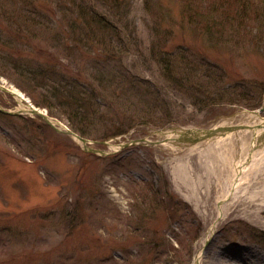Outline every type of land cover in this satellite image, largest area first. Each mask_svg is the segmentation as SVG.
Masks as SVG:
<instances>
[{
    "label": "rangeland",
    "instance_id": "1",
    "mask_svg": "<svg viewBox=\"0 0 264 264\" xmlns=\"http://www.w3.org/2000/svg\"><path fill=\"white\" fill-rule=\"evenodd\" d=\"M223 1L220 6L218 0H87L118 24L123 46L107 39L72 59L66 50L58 49L56 57L50 49L61 27L59 8L68 0H0V30L21 40L24 60L68 64L75 80L100 93V109L111 112L107 121L95 124L100 131L90 145L112 152L115 148L101 141H140L103 155L87 151L80 139L38 115L0 112V264H250L257 250L264 255V139L253 150L256 134L249 128L189 144L173 132L160 133L180 126L264 120V0H247L250 7L236 17L227 15L235 0ZM80 2L86 5V0ZM28 11L42 17L29 28L24 21ZM31 28L38 34L28 35ZM155 46L168 52L186 49L211 62L222 90L241 95L252 91L255 100L245 96L241 104L193 103V97L164 78ZM97 60L111 73L123 67L124 78H135L141 88L149 83L155 91L152 100L143 95L141 103L133 87L132 92H114L117 83L100 92L93 81L99 76ZM3 68L1 84L16 88L34 104L41 98L40 91H25L15 82L17 74ZM182 77L197 93L209 96L221 90L206 87L201 75ZM0 105L21 108L14 93L1 89ZM124 115L136 116L129 130L102 137L120 127ZM50 117L64 129L70 127L66 115ZM245 165L234 187L237 170ZM149 189L169 198V204L154 195L145 198ZM253 203L262 208H252Z\"/></svg>",
    "mask_w": 264,
    "mask_h": 264
},
{
    "label": "trees",
    "instance_id": "2",
    "mask_svg": "<svg viewBox=\"0 0 264 264\" xmlns=\"http://www.w3.org/2000/svg\"><path fill=\"white\" fill-rule=\"evenodd\" d=\"M77 1L78 0H68V3H63L62 7L59 8L62 11V15L60 17L61 27L57 29V31H55L56 33L53 36V48L48 47L55 51L54 55H56V57H59L57 54L58 49L68 51L69 54H65L67 55V57L72 59L75 56L71 55L79 54L85 56L87 51H90V49L94 47V44H102L104 42H107V39L112 42L117 40V43L120 46H123V43L121 41L123 40V34L121 33L122 30L120 27H118V24H113L106 17L99 14L94 6L90 5V2L89 4L87 3V0V6L84 5L83 2H80V4H78ZM219 1L220 6H223L224 1L218 0V2ZM249 4L250 1L247 2V0H235V9H233L232 13H229L227 15H233L235 17L238 15L241 16L247 10V8L250 7ZM79 5L82 7V9ZM19 9L21 11V7ZM6 11L7 10H5L4 13ZM28 12L29 13L27 14V16L29 18H25L24 21L27 23V27L29 28V25L32 26L33 23H37L35 21L42 19V17L35 15V12ZM19 20L21 21L20 17ZM11 24L14 26L12 22ZM23 27L19 29L23 31ZM28 30V35L30 34V32L35 35L38 34L37 29L31 28ZM5 35V32L0 30V53L3 52L2 55H0V66L2 68L4 67V71H6L7 74H17L19 80L17 79L15 80V82L18 83L19 81L20 87L25 89V91L27 90L31 94L36 90L41 92V98L36 99L35 101V104L37 106L47 108L49 110V114L52 116L62 118V115H66L67 118L71 120L70 127L74 131L83 136L97 139L98 137L96 138V136L93 135L94 133L99 132L100 129L98 127H94L97 126L95 124H97L99 120L107 121V117H109V113L111 112L103 111L102 109H100V106L104 105L101 103L102 101L97 100V98L100 96V93L98 91L92 92L88 90L86 82L75 80L74 76H71L70 74L68 64L64 65L63 63H59L57 60V62L55 63L49 62L47 64L39 63L38 60L36 62L24 60L19 52L20 45H24L20 44L21 40L19 38L17 39V37L7 38L5 37ZM22 41H24V39H22ZM155 45L160 47L159 43ZM154 49V53L156 52V61L161 66L164 78L170 81L175 87L193 97V103L200 105L206 104L208 106L212 104L222 103L236 104L240 103V98L241 100L246 98L245 96H247V98L255 100V96H253L252 91H250L251 94H249L247 93V90H245V92H242L241 95L222 90L219 86L220 84L217 83L218 81L215 80L217 79L216 76L218 75L219 71L215 72L213 70L214 65L211 64V62L194 58V56L188 50L180 49L177 50L178 52H168L163 51V49L158 50L159 48H156V46L153 47V50ZM114 53L115 52H111V54H113L111 58L113 59H115L117 56V54ZM77 56L78 55H76V58ZM111 58L108 57L107 59H110L111 61ZM95 64L96 72L97 74H99V76L94 75L93 81L98 84L96 86L99 87L100 92V88L104 89L107 85L112 87V84L117 83L118 86L114 88V92H118L119 89L122 91L120 94L132 92L131 87H133V93H135L142 99V102L140 101L141 103H144L143 95L149 98V100H152L151 96L155 91L150 89L151 85L149 83H146L148 85L147 88H141L139 85L140 82L135 78L134 80L133 77H129L130 80L125 79L127 78V76L123 73L125 71L123 67L121 68V70H117L115 68V72L111 73V71L108 70L109 68H107V65L103 63V60H97L95 61ZM203 67L206 68L203 69ZM182 75H186L187 77L201 75L205 80H207V82H205L206 87L210 88L217 85L222 91L219 90L218 94H210L209 96L208 92L201 91L200 93H197L196 91H193L195 87L191 86L192 84L188 85L185 83L186 80H184L185 78H183ZM119 76H121L122 79H119ZM122 82H124L125 84H123ZM127 82L129 83V85H127ZM223 86L224 85L222 84V87ZM263 91L264 88L262 87L260 96ZM158 97H156L157 101L155 102V107H159L161 105ZM106 100L107 103L105 104V107L107 108V110H110L109 100L105 98V101ZM164 110L168 109L164 108ZM163 114L167 115L170 113L168 111H163ZM139 115H141V113ZM121 117L122 116H120L117 123V126L120 125V127L114 128V130L111 131L110 134L104 135L102 137L108 138L127 132L136 116H126V118L128 119V122L126 123L125 115L124 117ZM173 121H175L174 118L166 121L164 124H162V127L168 125L169 123H172ZM151 195H154V197H159L158 191L154 192L152 189H149L148 194L145 198L151 197ZM161 198L162 197H159L160 200L166 202L165 205L167 206V204H169V198ZM167 209L171 210L172 208L167 207Z\"/></svg>",
    "mask_w": 264,
    "mask_h": 264
},
{
    "label": "water",
    "instance_id": "3",
    "mask_svg": "<svg viewBox=\"0 0 264 264\" xmlns=\"http://www.w3.org/2000/svg\"><path fill=\"white\" fill-rule=\"evenodd\" d=\"M34 112L39 114L40 116H42L47 123H49L50 125H52L55 129L59 130V131H62L61 127L58 126L54 121L53 119L49 116L48 113L46 112H43L41 111L40 108H35L34 109ZM246 125L244 124H234V125H224V126H217V127H214V128H190V127H184V128H175V130H178L180 136L179 137H176L178 140H182V141H185V142H188L187 144L189 143H196V142H199V141H203V140H206V139H209V138H212L214 137L215 135L217 134H220V133H226L227 131H233V130H236V129H240V128H244ZM68 133H71L73 135H76L78 136L79 138H81L84 143H85V148L89 151H94V152H98V151H101L103 153H107L105 151H102V150H99L97 148H94V147H91L88 145L89 143V139L84 137V136H81L79 135L78 133H76L75 131H73L72 129H68L67 130ZM161 133L163 131H160ZM141 141H147L149 142L146 138H142ZM105 143H108L107 141H104ZM138 141L135 139V140H132L131 142H125V143H121L120 145L122 147L124 146H127L131 143H137ZM154 143H156L157 141H153Z\"/></svg>",
    "mask_w": 264,
    "mask_h": 264
},
{
    "label": "bare ground",
    "instance_id": "4",
    "mask_svg": "<svg viewBox=\"0 0 264 264\" xmlns=\"http://www.w3.org/2000/svg\"><path fill=\"white\" fill-rule=\"evenodd\" d=\"M11 87V86H10ZM12 92L19 98V100H20V104H21V108L22 109H26V110H28V111H32V106H31V104L25 99V95H23L20 91H18L16 88H14V87H12ZM251 125V124H250ZM249 125V126H250ZM260 126H261V124H260ZM259 126V127H260ZM258 129V128H257ZM255 131V130H254ZM232 132H235V131H232ZM232 132H229V133H232ZM171 133L170 132H168V133H166V135H170ZM172 135H176V134H172ZM256 142V141H255ZM257 147H259V144H257V143H254L253 144V150H255ZM247 165H245L244 167H240V168H238V169H240L239 171L237 170V175H236V177H235V180H234V187L236 186L235 185V183H238L239 182V177H240V173H241V171H243L244 169H245V167H246ZM261 194H262V196H264V191L263 192H260ZM250 206L252 207V208H256V209H258L259 210V208L261 209L262 207H260V205L259 204H250ZM261 211H264V207L262 208V210ZM254 260H252L251 258H249L250 259V264H264V255L259 251V250H257V254H256V252L254 253Z\"/></svg>",
    "mask_w": 264,
    "mask_h": 264
}]
</instances>
